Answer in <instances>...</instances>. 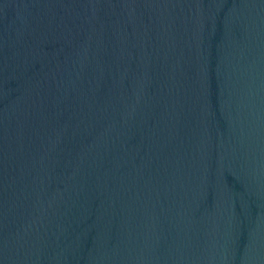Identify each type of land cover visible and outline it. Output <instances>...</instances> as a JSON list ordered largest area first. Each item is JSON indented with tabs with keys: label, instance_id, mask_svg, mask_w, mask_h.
<instances>
[{
	"label": "water",
	"instance_id": "1",
	"mask_svg": "<svg viewBox=\"0 0 264 264\" xmlns=\"http://www.w3.org/2000/svg\"><path fill=\"white\" fill-rule=\"evenodd\" d=\"M0 264H264V0H0Z\"/></svg>",
	"mask_w": 264,
	"mask_h": 264
}]
</instances>
